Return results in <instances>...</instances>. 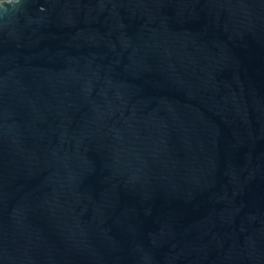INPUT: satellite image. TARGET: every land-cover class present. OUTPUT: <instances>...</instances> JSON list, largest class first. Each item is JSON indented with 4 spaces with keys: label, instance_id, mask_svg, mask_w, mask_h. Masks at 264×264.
<instances>
[{
    "label": "water",
    "instance_id": "water-1",
    "mask_svg": "<svg viewBox=\"0 0 264 264\" xmlns=\"http://www.w3.org/2000/svg\"><path fill=\"white\" fill-rule=\"evenodd\" d=\"M0 264H264V0L0 2Z\"/></svg>",
    "mask_w": 264,
    "mask_h": 264
},
{
    "label": "clouds",
    "instance_id": "clouds-1",
    "mask_svg": "<svg viewBox=\"0 0 264 264\" xmlns=\"http://www.w3.org/2000/svg\"><path fill=\"white\" fill-rule=\"evenodd\" d=\"M0 2H2V0H0Z\"/></svg>",
    "mask_w": 264,
    "mask_h": 264
},
{
    "label": "built area",
    "instance_id": "built-area-1",
    "mask_svg": "<svg viewBox=\"0 0 264 264\" xmlns=\"http://www.w3.org/2000/svg\"><path fill=\"white\" fill-rule=\"evenodd\" d=\"M3 1V0H2Z\"/></svg>",
    "mask_w": 264,
    "mask_h": 264
}]
</instances>
